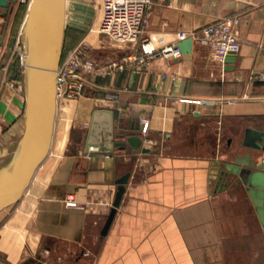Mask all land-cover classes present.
<instances>
[{
    "label": "crops",
    "instance_id": "1",
    "mask_svg": "<svg viewBox=\"0 0 264 264\" xmlns=\"http://www.w3.org/2000/svg\"><path fill=\"white\" fill-rule=\"evenodd\" d=\"M27 10L16 1L0 12L1 45L22 37ZM226 15L238 17L237 49L220 60L189 33ZM97 22L90 0L65 2L63 49ZM89 37L98 64L140 52L144 37L155 47L176 42L181 54L86 74L84 94L67 106L76 120L66 126L57 101L47 156L21 199L0 211V264H264V159L253 148L264 141V0H151L136 41ZM21 70L3 89L0 71V168L24 130ZM96 108L118 110L115 132L125 135L114 140L136 134L141 144L85 152Z\"/></svg>",
    "mask_w": 264,
    "mask_h": 264
},
{
    "label": "water",
    "instance_id": "2",
    "mask_svg": "<svg viewBox=\"0 0 264 264\" xmlns=\"http://www.w3.org/2000/svg\"><path fill=\"white\" fill-rule=\"evenodd\" d=\"M16 1L0 0L1 14L7 15ZM64 31L65 0H31L23 27L26 53L24 130L14 157L0 168V211L21 199L50 149L57 109L56 69L63 52ZM102 114H105L103 119ZM118 119L117 109H94L85 136L84 151L111 152L114 145L124 147L125 142L138 147L141 139L136 134L127 135L124 140H114L115 136L125 135L124 132H115L114 121ZM89 146L96 149H89ZM253 148L263 160L264 141L261 140ZM249 155L247 153L246 157ZM254 164L250 161V165ZM128 174L124 173L116 180L115 197L102 233L112 220ZM31 264L45 263L36 260Z\"/></svg>",
    "mask_w": 264,
    "mask_h": 264
},
{
    "label": "built area",
    "instance_id": "3",
    "mask_svg": "<svg viewBox=\"0 0 264 264\" xmlns=\"http://www.w3.org/2000/svg\"><path fill=\"white\" fill-rule=\"evenodd\" d=\"M29 6L31 0H17ZM98 17L96 25L91 24L88 32L79 37L75 43L62 52L56 69V98L58 104L68 99H76L84 94L86 74L105 73L111 69L126 66L139 67L148 59L157 55L179 56L180 46L176 42L155 47L148 38L140 41V52H129L119 60H110L98 64L91 56L93 41L91 33L104 34L112 43H129L136 41L144 32L150 15L151 0H90ZM238 21L236 15L219 17L194 29L189 33L197 43L206 45L212 53L223 60L226 55L237 49L234 26ZM0 43V55L2 52ZM26 53H20V63L24 65ZM148 121L142 122L141 132H147ZM66 204L76 206V200L68 197Z\"/></svg>",
    "mask_w": 264,
    "mask_h": 264
},
{
    "label": "rangeland",
    "instance_id": "4",
    "mask_svg": "<svg viewBox=\"0 0 264 264\" xmlns=\"http://www.w3.org/2000/svg\"><path fill=\"white\" fill-rule=\"evenodd\" d=\"M67 1L68 3L70 2V0H65V2ZM1 48H2V52L0 55V71L1 73L6 75L5 76L6 78L3 81V85H1L2 86L1 88L3 89L4 85H7L8 87L15 85L16 83L14 84L12 80H16V78L13 76L14 75L18 76V72H20L21 69H24V65L20 63V53L23 50H25L23 35L18 40L16 38H11V40L8 41L6 44H3ZM2 92L3 90L1 91L0 95L2 94ZM77 99L78 98L68 99L65 100L64 102L62 101L59 104L60 105V108L58 110L59 121L62 120V122L65 123V126L71 124L76 120V116L74 115L75 113L71 112V110H69L67 106ZM5 160L6 159L0 161L4 162Z\"/></svg>",
    "mask_w": 264,
    "mask_h": 264
},
{
    "label": "bare ground",
    "instance_id": "5",
    "mask_svg": "<svg viewBox=\"0 0 264 264\" xmlns=\"http://www.w3.org/2000/svg\"><path fill=\"white\" fill-rule=\"evenodd\" d=\"M63 138H64V135H60L59 137V141H58V145L61 146L63 144ZM12 155V154H11ZM9 156V155H8Z\"/></svg>",
    "mask_w": 264,
    "mask_h": 264
},
{
    "label": "trees",
    "instance_id": "6",
    "mask_svg": "<svg viewBox=\"0 0 264 264\" xmlns=\"http://www.w3.org/2000/svg\"><path fill=\"white\" fill-rule=\"evenodd\" d=\"M67 48H68V47H65V48L63 49V51H65Z\"/></svg>",
    "mask_w": 264,
    "mask_h": 264
}]
</instances>
